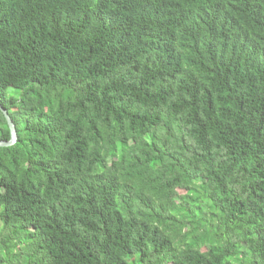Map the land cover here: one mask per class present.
Segmentation results:
<instances>
[{
    "label": "trees",
    "instance_id": "16d2710c",
    "mask_svg": "<svg viewBox=\"0 0 264 264\" xmlns=\"http://www.w3.org/2000/svg\"><path fill=\"white\" fill-rule=\"evenodd\" d=\"M0 105V264H264V0H0Z\"/></svg>",
    "mask_w": 264,
    "mask_h": 264
},
{
    "label": "water",
    "instance_id": "95a60500",
    "mask_svg": "<svg viewBox=\"0 0 264 264\" xmlns=\"http://www.w3.org/2000/svg\"><path fill=\"white\" fill-rule=\"evenodd\" d=\"M0 111L3 114V116L7 122L9 131H10V140L9 141L0 140V147L13 146L18 141V133H17L16 126H15L13 120L11 119L8 111L4 107H2L1 105H0Z\"/></svg>",
    "mask_w": 264,
    "mask_h": 264
},
{
    "label": "rangeland",
    "instance_id": "374dc122",
    "mask_svg": "<svg viewBox=\"0 0 264 264\" xmlns=\"http://www.w3.org/2000/svg\"><path fill=\"white\" fill-rule=\"evenodd\" d=\"M10 91H13V89H9ZM182 194H184L185 193V191H180Z\"/></svg>",
    "mask_w": 264,
    "mask_h": 264
}]
</instances>
